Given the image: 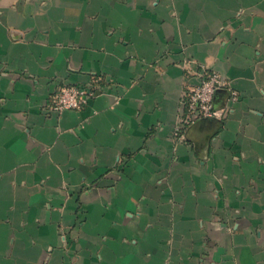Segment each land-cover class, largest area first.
I'll return each instance as SVG.
<instances>
[{"label": "crops", "instance_id": "0c3cea01", "mask_svg": "<svg viewBox=\"0 0 264 264\" xmlns=\"http://www.w3.org/2000/svg\"><path fill=\"white\" fill-rule=\"evenodd\" d=\"M0 264H264V0H0Z\"/></svg>", "mask_w": 264, "mask_h": 264}, {"label": "built area", "instance_id": "2783aa9c", "mask_svg": "<svg viewBox=\"0 0 264 264\" xmlns=\"http://www.w3.org/2000/svg\"><path fill=\"white\" fill-rule=\"evenodd\" d=\"M99 85V78L86 83L61 84L49 94L44 109L55 112L82 109L94 97ZM222 88L228 91L227 103L216 106L213 102L214 94ZM239 98V91L232 87L223 75L200 64L196 82L186 88L181 95L173 134L176 137H183L186 128L202 118L226 119L231 112L232 104Z\"/></svg>", "mask_w": 264, "mask_h": 264}, {"label": "rangeland", "instance_id": "374dc122", "mask_svg": "<svg viewBox=\"0 0 264 264\" xmlns=\"http://www.w3.org/2000/svg\"><path fill=\"white\" fill-rule=\"evenodd\" d=\"M240 93V92H239ZM240 96H241V94H240ZM240 99V98H239Z\"/></svg>", "mask_w": 264, "mask_h": 264}]
</instances>
